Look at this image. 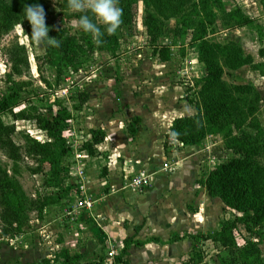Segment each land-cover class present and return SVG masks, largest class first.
Instances as JSON below:
<instances>
[{
	"label": "rangeland",
	"instance_id": "obj_1",
	"mask_svg": "<svg viewBox=\"0 0 264 264\" xmlns=\"http://www.w3.org/2000/svg\"><path fill=\"white\" fill-rule=\"evenodd\" d=\"M58 3L59 0H50L49 8L57 9ZM232 5L238 7L251 20L250 23L239 28L224 29L220 24L217 9L211 5L214 31L208 34L207 39L220 44L226 42L238 44L253 61L264 62V9L258 0H224L225 9H229ZM141 14V0H135L130 6V24L120 26L117 30L118 49L114 56L93 53L91 61L85 62L73 75L64 74L57 86L53 84V77H47L46 72L42 71L40 76L45 77L50 84L44 86L41 77L36 73L34 57L41 55L42 46H37L34 42L29 44L21 27L14 26L13 30L2 38L0 45L8 43L11 38L15 37L26 50L29 78L18 79L28 83L22 89L18 108H24L28 100L36 105L41 100L40 103L45 105L37 108L44 116L49 117L50 112L55 110L52 105L54 102L65 106L70 111L72 119L62 132L67 146H73V148L76 144H82L85 139L88 140L90 127L96 128L99 124L120 123V125H113L112 130L107 134V136H111V140L103 142L104 146L106 143L113 142V156H109L107 151L100 147L103 144L101 143L97 147L95 146V148H100L96 158L84 157L83 159L81 182L76 181L75 183L76 187L82 185L81 192L92 198L91 210L95 209L94 212L97 216L91 217L92 219L89 216L76 218L75 214L76 219L68 223H73V228L78 233L83 232L84 228L90 224V221L86 223L88 220L98 218L96 210L100 203L97 199L106 191L120 194L119 204L127 213L118 210L119 204L115 206L114 212L111 211L116 215L112 219L113 224L126 229L133 220L136 224L145 226V229H140L136 233L131 230V236L135 240L143 241L155 232L145 225L147 217L158 218L161 217V213L167 222L166 228L161 229L160 226V229H156L159 233L154 234H157L158 238L162 240H166L174 233L181 235L186 232L192 235L211 232L216 230L221 222L232 219L237 214L224 207L217 198L209 197L197 181L203 178L210 166L226 161L233 157V154L223 147L219 137L215 135L207 136L201 143L184 146L180 150L168 149L163 153L159 151L163 134L166 133V128L170 125L171 120L179 115L193 114V110L184 98L190 96L191 92L197 89L193 86V82L203 76V67L197 62L195 45L187 44L188 35H185L183 39L180 37L179 28L173 19L166 21V36L157 40L158 45L169 46L171 58L166 62L157 61L150 54L147 37L141 25ZM5 70L4 58L0 55V91L3 90L1 76ZM225 79L233 83H251L253 85L260 98V110L256 116L258 121L263 124L264 75H259L257 71L243 66L232 73V78L225 77ZM78 91L85 92L87 97L80 111H73L71 106L76 103L73 94ZM100 109L103 111V115L99 116L97 114ZM151 109L156 112L149 111ZM133 111L140 112L144 123L141 124L139 121L138 124H135V133L129 135L126 126L133 119V117H129L134 113ZM118 113L119 116L115 118L114 114ZM1 120L4 124L13 123L7 114L2 115ZM154 122L156 125L153 128L147 127L148 124L153 125ZM13 124L15 132L12 135V140L16 144H22L23 134L39 141H48L44 132L38 130L30 121L19 120L14 121ZM141 126H144L142 131ZM248 131L250 132V130ZM123 137L125 142L121 141ZM129 146H136V148ZM73 158V150L70 147L69 155L61 160L63 166L74 169ZM135 162L139 164H135ZM0 163L6 169L10 166L9 161L1 152ZM143 164L153 166L152 172L159 175L156 176L157 182L161 181L165 187L162 193L150 198L143 197L146 189L154 182V179L152 181L149 175L141 174L146 178V184L142 187L129 185L130 180L140 172H136L133 165ZM33 166L32 160L22 157L17 179L24 192L31 197L36 194L57 192L55 187L42 184L43 179L40 175H32L26 170L27 167ZM104 166L106 168L111 166V174H120L116 178V185L111 183L110 187L109 175L103 174L101 171ZM74 181L71 182L70 179H67L60 186L67 188ZM78 197L79 194L72 195V203ZM128 214L130 215L128 216ZM64 216L62 209L59 210L57 205L46 207L39 220L35 219L34 214L29 215V221L20 236L13 239H0V264L30 263L37 261L38 258L41 259V257L51 259L61 248H64L59 245L62 242L61 234L64 233V230L59 226H62L60 221L61 218L65 219ZM103 217L107 219L105 212ZM92 222L95 223V221ZM48 223L51 224L47 225ZM237 228L240 236L248 239V235L242 228L240 226ZM81 238L82 236L77 234L74 242L78 251L80 248L83 249V253L80 255L81 260H95L100 253V247L95 244L93 248H89L85 243H78ZM236 238L238 239L239 236L237 235ZM35 240L44 248V253L42 252L38 256L25 254L24 251L28 250V246L24 247V244L31 243L33 246ZM112 246L115 247V250ZM120 248L121 243H112V241L103 246L105 262H111ZM259 248L264 255V245L260 244ZM219 250L220 247L209 240H199L197 246L191 249L189 240L183 239L180 244H172L169 247L168 245L145 244L133 249L131 256L125 254L123 259L129 257V260L125 262L132 259L131 262L134 264H184L188 258H191L197 264H218ZM70 252L72 253H68H79L75 249H71ZM110 252H113L111 256L108 255Z\"/></svg>",
	"mask_w": 264,
	"mask_h": 264
},
{
	"label": "trees",
	"instance_id": "obj_2",
	"mask_svg": "<svg viewBox=\"0 0 264 264\" xmlns=\"http://www.w3.org/2000/svg\"><path fill=\"white\" fill-rule=\"evenodd\" d=\"M49 1L0 0V41L14 26L21 27L22 24L23 35L30 44L31 27L24 17V7L29 4L42 5L49 27L48 36L55 37L61 43L59 48L41 45V55L34 57L35 70L38 76L42 75V71L46 72L47 77L52 76L53 84L57 86L64 74L73 75L85 62L91 61L93 53H105L113 57L118 49V41L116 34L109 36L105 32L104 43L97 46L90 34H85L76 26L75 22L82 13L72 12L67 0H59L57 9L49 8ZM133 2L135 0H119V7L123 9L121 26L130 24V6ZM258 2L264 9V0ZM141 3V25L150 54L159 62L171 58L169 46L158 45L157 40L166 36V21L173 19L179 28L180 37L183 39L188 35L187 44L195 45L197 62L203 67V76L193 82L197 89L184 98L193 114L171 120L163 134V152L197 145L207 136L215 135L223 147L233 154L226 161L210 166L197 183L209 197L217 198L224 207L237 215L221 222L214 231L192 235L186 232L172 234L162 243L187 239L192 249L199 240H209L220 247L218 264H264V255L259 248L260 244L264 245V120L261 124L256 116L260 110V98L251 83H233L225 79L232 78V73L243 66L264 75V62L253 61L238 44H220L207 39L208 34L214 31L211 5L217 9L224 29L239 28L251 20L235 5L225 9L224 0H141ZM88 14L91 16V13ZM99 26L103 31L104 26ZM0 55L6 67L1 76L0 152L10 163L8 169L0 163V239H13L24 232L29 215L34 214L35 219L39 220L48 206L57 205L61 210L70 205L71 196L78 194V186L76 179L69 178L68 168L61 162L70 152L62 132L72 119L70 111L54 102L52 105L55 110L46 117L37 108L45 105L40 103L41 100L38 105L28 100L24 108H18L22 89L28 85L18 79L29 78L25 47L13 37L8 43L0 45ZM40 77L44 86L50 85L45 77ZM73 95L76 103L71 106V110L80 111L86 93L78 91ZM4 114L13 123L19 120L32 122L44 132L48 141H39L23 134L22 144L14 143L12 135L15 126L2 122L1 116ZM138 121L134 117L126 126L129 135L135 133L134 125ZM88 134L89 138L82 142L81 150L86 157H92L96 155L95 146L104 140V133L100 129H91ZM22 157L29 158L34 164L26 170L32 175H40L42 184L55 187L57 192L28 196L17 179ZM67 179L74 182L67 188H61L62 182ZM237 226L248 235V239L240 236ZM147 242L161 243L157 238H148L141 243L131 238L124 239L111 262H105L106 256L101 245L98 257L92 261H82L80 254H69L61 248L51 259L42 258L24 264H127L123 259L126 249L130 245L138 246ZM184 264L197 263L188 258Z\"/></svg>",
	"mask_w": 264,
	"mask_h": 264
},
{
	"label": "crops",
	"instance_id": "obj_3",
	"mask_svg": "<svg viewBox=\"0 0 264 264\" xmlns=\"http://www.w3.org/2000/svg\"><path fill=\"white\" fill-rule=\"evenodd\" d=\"M112 99L115 100L114 98H112ZM149 111L156 112L154 109H151ZM133 112L134 113L131 114V116H129V117H133V118L136 117V118H138V120L140 121L141 124L144 123V120L142 118L143 116L139 114L140 112H135V111H133ZM95 113H97V111H95ZM97 115H99V116L100 115H103V111H101V109H100V112ZM114 116H116L115 118H117L119 116V113L118 114H114ZM182 116H184V115H182ZM115 124H119L120 125V123L114 122L111 125H109V124L108 125L107 124L100 125L99 124V125H97L96 128L95 127H90V129L100 128V130L105 134L104 135V140L101 143H103V142L105 143V140L107 142H108V139H109V141L111 140V136H107V134L109 133V131L112 130L111 128ZM154 125H156L155 122L153 123V125L152 124H148L147 127H149V128L152 127L153 128ZM143 127L144 126H141V131H142ZM118 129L121 131L120 127H118ZM124 137H125V135H124ZM124 137L121 138V141L122 142H125L126 141L124 139ZM104 143L101 144L100 147H102L103 149H105L107 151V154L109 156L110 155L113 156L112 155V154H114L113 153L114 150H113V147H112L113 142H111V144H107L106 143L105 146H104ZM100 144H98V145H100ZM98 145H96V147ZM129 147L136 148V146H134V147L133 146H129ZM95 149H96V155L95 156H92L94 158H96V156H98V151H100L99 150L100 149L99 147L98 148H95ZM159 151H162V153H163L162 147L160 145H159ZM165 154H167V153H165ZM89 158H91V157H89ZM135 164H139V163L138 162H135ZM152 168H153V166H150V165H147V164H143V165H133V169L136 172L140 171L137 174L141 175V174L144 173L146 175H149L152 181L154 179V182L151 184V186L148 189H146V193L143 195V197H145V198H150V197H152L154 195H158V194L162 193L164 191V189H165V187L163 186V183L161 181L157 182L156 176H159V175H157L155 172H152ZM110 170H111V166H108L107 168L104 166L101 169V171H102L103 174L109 175L108 176V180H109V185L111 187L112 184H115L116 185V178L120 174H111L112 172ZM125 194H127V193H125ZM132 195H130V196L131 197H134ZM102 199H103V201H102ZM97 201H99V203H100L98 205V207H97V210H96V212L98 213V218L95 219V220L93 218V220H91L92 219L91 217H93V216L96 217L97 216L95 214V212H94L95 209H92V210H89L88 212H86L87 214H86L85 217H88L89 216L91 219L86 222V223H88L90 221L89 222L90 224L87 227L84 228L83 232L80 231V233H78L73 228V225H72L73 223L69 224L66 219L63 218L64 219L63 220L61 218V221L60 222H61V224H62L63 227L62 226H59V227L62 230H64V233L61 234L62 235V237H61L62 238V242L59 244L60 246H63L65 249H67V251L69 253H72V252H70L71 249H75V250H77V253L79 252L78 254L81 255V253H83V249L80 248L79 251H78V248H76V246L74 244L77 234H80L82 236L81 240L78 243H85V245L87 247H89V248H93L95 246V244L96 245L98 244L99 247L101 245L106 246L108 243H111V241H112V243L113 242H115V243H118V242L121 243L122 240L128 239V238H131L132 240H134V241H136L138 243H141V242H143V241L146 240L145 239L143 241H138V240H135L133 238V236H131V233H132L131 230L136 233L140 229H143V228L145 229V226L144 225L141 226L142 224H136L135 221L133 222V220L130 219L132 224H130L129 227H126V229H124L122 226H118L117 224H113L112 223V221H113L112 219H114V217L116 216V215L112 214L114 212L113 210H115L114 209L115 206H117L119 204V201H120V194L119 193H114V192H108V191H106V192H104V194L100 198L97 199ZM117 208H119L118 209L119 211L121 210V212L127 214L126 211L121 208V205L120 204L117 206ZM111 211H113V212H111ZM104 212H105V216L107 217V219H104V217H103V213ZM107 212H109V213H107ZM129 215L130 214H128V216ZM160 216L161 217H158V218H156V217L153 218L151 216L147 217V222H146L145 225L147 226L148 229L151 228L152 231H155V232L151 233L150 234L151 236H148V238H157L161 243L147 242V243H143V244L138 245V246L130 245L126 249V254H128V256H131V254L133 252V249H135L137 247L144 246L145 244H153V245H156V246H166V245H168V247H169V245H172V244L173 245L174 244H180L183 241V240H181V241L179 240V241L173 242V243H162V242L165 241V239L162 240V239L158 238V235L157 234H154V233H159L156 229H160V226H161V229L166 228V223L167 222H166V220H164V216H162V213H161ZM109 217H112V218H109ZM92 221H95V223L92 222ZM50 224L48 223L47 225H50ZM134 232H133V234H134ZM68 242H70V244H68ZM56 245H57V243H56ZM26 246H28V250H26L24 252L27 255H37L38 256L40 253H42V252L44 253V248L41 247L37 243V240H35V244L33 246L31 245V243H29V244L25 243L24 244V247H26ZM112 248L115 250V247L114 246H112ZM39 259L40 258H38V260ZM41 259H42V257H41ZM124 259L127 261V260H129V257L127 259L126 258H124ZM131 261H132V259L129 262H127V264H134ZM24 262H27V261H24Z\"/></svg>",
	"mask_w": 264,
	"mask_h": 264
},
{
	"label": "clouds",
	"instance_id": "obj_4",
	"mask_svg": "<svg viewBox=\"0 0 264 264\" xmlns=\"http://www.w3.org/2000/svg\"><path fill=\"white\" fill-rule=\"evenodd\" d=\"M67 6L74 13H82L75 22L76 26L85 34H90L97 46L104 43L105 32L109 36L115 35L123 23V9L119 7V0H67ZM24 17L31 26L30 42L37 46L60 47L58 39L48 36L49 27L46 25V12L42 5H25ZM99 25L104 26L103 31ZM21 29L23 30L22 24Z\"/></svg>",
	"mask_w": 264,
	"mask_h": 264
},
{
	"label": "built area",
	"instance_id": "obj_5",
	"mask_svg": "<svg viewBox=\"0 0 264 264\" xmlns=\"http://www.w3.org/2000/svg\"><path fill=\"white\" fill-rule=\"evenodd\" d=\"M72 148L73 150V161H74V169H69L67 171V174L69 176V178L75 180L80 183L81 182V178H82V173H83V167H84V162L83 159L85 157L84 153L81 150V143L76 144L73 148V146H69ZM82 184V183H81ZM146 184V178L137 174V176H135L134 178H132L130 180L129 185L133 186V187H142L143 185ZM83 188L82 185L78 186V194L79 197L77 199L74 200V202L66 207L62 208V214H64L65 219L67 220V222H71V220H75L77 217H81L84 218L86 216V212H88L89 210H91V206L93 204V200L92 198H90L89 196L84 195L83 192H81V189ZM77 215L76 218L74 217V215ZM113 252H110L108 255H112Z\"/></svg>",
	"mask_w": 264,
	"mask_h": 264
}]
</instances>
